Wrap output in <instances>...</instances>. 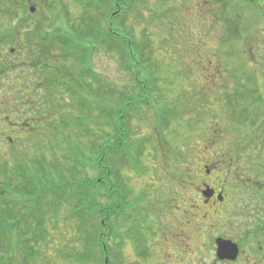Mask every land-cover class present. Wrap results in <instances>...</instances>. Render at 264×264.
<instances>
[{"label":"rangeland","instance_id":"rangeland-1","mask_svg":"<svg viewBox=\"0 0 264 264\" xmlns=\"http://www.w3.org/2000/svg\"><path fill=\"white\" fill-rule=\"evenodd\" d=\"M91 1L97 3L29 0V8L20 12V39L11 46L17 54L12 59L20 65L5 77L18 79L20 122L27 104L46 116L25 134L19 131L13 158L4 153L0 188L8 201L0 203V215L5 211L13 219L10 224L22 215L30 218L1 231L0 264H92L81 261V254L96 256L97 251L90 248V235L80 231L72 206L76 191L82 196L80 182L102 174L75 160L82 154L93 159L91 151L99 152L114 137L112 118L119 116L125 99L139 93L132 74L158 80L159 93L152 94L151 106L127 117L128 151L114 159L110 155L108 166L117 175L112 181L125 186L133 206L125 219H111L110 258L96 256L93 264H225L216 257L218 238L244 251L238 264H252L250 246L264 243V8H249L243 0L132 6L111 22L133 40L136 56H146L139 71L131 73L123 40L98 34L87 38L90 17H97L98 10L104 18L97 23L106 27L112 11L90 8ZM51 70L58 71L53 79L58 83L43 86L44 96L64 99L49 104L34 94L38 90L30 92L47 80L46 74L51 78ZM28 94L32 97L25 99ZM165 109L173 110L167 124L161 121ZM178 147L183 160L172 151ZM168 150L173 155L165 168ZM169 166L183 177H172ZM23 176L35 178L39 189H52V194H40L37 205L34 184L25 185ZM66 181L75 186L66 188ZM56 185L64 190L54 192ZM205 186L217 194L209 205L202 196ZM219 194L226 197L224 206ZM99 224L97 219L92 226Z\"/></svg>","mask_w":264,"mask_h":264},{"label":"trees","instance_id":"trees-1","mask_svg":"<svg viewBox=\"0 0 264 264\" xmlns=\"http://www.w3.org/2000/svg\"><path fill=\"white\" fill-rule=\"evenodd\" d=\"M105 1L96 0L97 3H93L91 1L90 2L91 4L89 6L90 8L91 7L93 8V5H96L95 8L101 9L102 11L109 10V8L112 9V11L108 12L109 17L106 21L107 26L103 27L101 24L97 23V19L104 18L102 14L99 15L100 13L97 10L98 16L95 18L90 17L92 18L93 25L91 28H89V32L87 33L86 36L87 38H89L91 36L95 37V34H98L102 36V38L104 39L110 38L111 40H116L117 38H119L120 40H123L124 41V45L122 47L123 53L122 52L121 53L122 55H124V60L126 59L125 62L128 64V66H130L128 67V71H130L131 73L135 69L139 71L141 64H143V62L146 60V56L145 57L144 55L140 57L136 56L134 54V52L136 51L134 49L135 43L133 42V40L126 38L124 35H122L123 33L121 34V32L124 30H122L121 32L119 30L118 31L119 33L116 32V30L113 29L112 23H111L113 18L119 17L121 14L125 13L126 10H131L132 6L116 8L113 6L111 2H108L109 4H107ZM243 3L249 8H254L248 0H243ZM62 45L65 46L64 44ZM125 48H128L129 53H130L129 56H126ZM41 68H44V67H42L41 65ZM55 73L56 72L52 71L51 78H48V75L45 76L47 77V80L45 81L47 86L52 87L53 84L58 83L57 81L53 80L56 78ZM89 76H93V74ZM89 76L84 77V78H89ZM132 76L134 78L135 85H137V89L139 90V93L136 97L125 99V101L122 103L119 116L112 118V124L110 125H111V129H114V132H115L114 137H110V140H108L103 145L102 150H100L99 152L96 150L91 151L92 152L91 155H95L93 159L88 158L86 155L82 154L80 156L78 155V157L75 160V163L78 166L80 165L83 169L84 168L89 169L91 171L100 172L102 174L100 178L99 177L95 178L94 181H88V182L86 181L84 183L80 182L79 186L80 188H82V196H79L78 191H76V194H75L76 202L72 206V211L74 212L75 217L78 219V221H80L79 223L80 231L87 233L92 238V242H91L92 245H90V248L91 249L94 248L97 251L96 256L98 257V259L99 258L101 259V256L105 258L106 257L110 258L109 246H108L106 239L108 240L114 236L113 233L115 230H114V226L110 224L111 219H119V218L125 219L126 210L133 206V203L128 201L130 192H128L125 189V186H123L122 183L118 182L119 184H115V182L112 181V179H115L117 175L114 174L113 168L111 166H108V164L111 162V160H109L110 155L112 154L113 159H114L117 155H119L120 152L123 153V152L128 151L127 146L130 144L129 142H130L131 133H130V130L125 125V121L127 117L132 119L133 117L132 114L136 111V109L138 110L139 107H143L145 105L151 106L150 102H151L152 94L159 93L158 87H157L158 80L150 81V80H147L146 78H144V80H140L139 76H134L133 74ZM162 112L163 113L161 115V121L163 122V124H167L168 122L167 120L171 116L170 112H173V110L165 109V111H162ZM171 150H168L163 154V158L165 159L164 160L165 168L167 164L171 162L170 158L173 155V153L170 152ZM172 151H178V154H176V158H178L179 160H183L182 153L180 152L181 150L179 147L176 150H172ZM80 158H82L85 161L86 163L85 165L80 164V161H79ZM115 163L116 162H113V164ZM5 170L6 169L3 168V173H6ZM173 170H175V168L173 166L172 167L169 166L170 175L172 177H177V179H180L183 177V173H181V171H177L178 173L177 172L174 173ZM49 173L50 172L48 171L45 172V178L47 181L48 179H51ZM23 174H25V172H23ZM23 180H24L25 185L34 184L32 188L34 190V194L36 193L34 197V202L37 205L39 204V199H41L39 197L40 194H42V196L45 198L46 195L49 194L50 196L53 192L52 189L47 192H43L42 188L39 189L38 188L40 187L38 185L39 182L35 180V178H27L23 176ZM66 183H67L66 188L70 186L72 187L73 185L75 186V184L69 185L70 181H66ZM60 185L58 186L56 185L54 187V192L58 193V192H61V190H64L62 187H60ZM3 193H4V188H0V203L1 202L6 203V201H8L7 196L5 197L2 195ZM99 198H103L107 200V202L109 203L106 204L105 206H102L98 201ZM30 213L31 212H29V214ZM7 215L8 214H6L5 211L3 212V214L0 215V234H2L1 231H5V230L10 231L15 226L17 227L22 221H24V218H25V222H27V219L29 220L30 218V215H22L19 217L18 220L15 218L14 220L16 222L14 223L15 224L14 225V224H10V221H12L13 219L8 218ZM97 219L100 220L98 229L92 226L93 221ZM37 230L38 229H36V231H34L33 233H37L38 232ZM72 255H73V259L78 257V254H76V257H74V254ZM96 256L95 254L94 256H90L88 254L86 256H83L81 254V261L84 263L90 262L92 260L95 261ZM76 259L78 260V258ZM93 261H92V264L94 263ZM103 264H107L106 261H104Z\"/></svg>","mask_w":264,"mask_h":264},{"label":"flooded vegetation","instance_id":"flooded-vegetation-1","mask_svg":"<svg viewBox=\"0 0 264 264\" xmlns=\"http://www.w3.org/2000/svg\"><path fill=\"white\" fill-rule=\"evenodd\" d=\"M28 1L22 0V4H20V0H0V172L3 168V159L8 158L4 157V153L11 152L12 158L16 155V152L19 148V131L24 134L28 131L31 123L33 125L35 122L43 121L42 117L46 116V112L38 111L37 108L34 110H30L32 108V104H27L24 106L26 108L23 112L24 121H19V82L18 79H7L6 73L14 71L17 67H19V60L12 59L17 56L16 50L11 46L19 42V21H20V12L26 11L28 7ZM250 4L258 9L264 8V0H248ZM114 7H128L135 6L137 4L149 5V4H157L159 6H163L167 4V0H111L110 1ZM27 13V12H26ZM35 13L31 14L34 15ZM21 21H24L22 19ZM24 58L21 57L20 60ZM18 61V62H17ZM41 69V74L45 72L46 68L49 67L48 64L43 65ZM54 71L55 70H51ZM58 72V71H57ZM56 72V73H57ZM55 73V74H56ZM49 76L46 74L45 76ZM51 75V74H50ZM6 78V79H5ZM41 85L42 88L38 86ZM43 86L49 88L45 81H40L37 86H35L30 93L37 92L34 94H38L39 99L41 98L44 102H48L49 104L56 102L54 99L58 98L57 101L63 100L64 98H60L57 96L50 95V97L46 98L45 92L43 91ZM38 88V89H37ZM32 97V94H28L26 98ZM57 104V103H56ZM30 105V106H29ZM29 109V110H28ZM36 113L39 119H35L34 116ZM40 115V116H39ZM32 118V119H31ZM26 120V122H25ZM29 120H33L30 123ZM28 127V128H27ZM27 128V129H26ZM32 130V129H31ZM8 165V163H7ZM1 174V173H0ZM217 194L208 202L207 205L214 203V199ZM226 197L224 195V201L221 203L222 206L226 203ZM260 248L254 249V246H250V251L247 252L249 258L253 260L252 264H264V243L261 244ZM256 250V251H255ZM240 255L244 253L242 249H240ZM246 254V252H245ZM239 256L238 259H240ZM238 261V260H237ZM236 261V262H237ZM223 262L225 264H238V262ZM240 264V263H239Z\"/></svg>","mask_w":264,"mask_h":264},{"label":"water","instance_id":"water-1","mask_svg":"<svg viewBox=\"0 0 264 264\" xmlns=\"http://www.w3.org/2000/svg\"><path fill=\"white\" fill-rule=\"evenodd\" d=\"M36 9L31 8L30 12L35 13ZM209 174V171H207ZM202 196L205 199V204H207L214 196L215 192L210 187L205 186V190L202 192ZM218 201L223 202L224 197L222 194L218 195ZM216 244V257L220 262H236L240 254V249L237 244L230 240H224L218 238L215 241Z\"/></svg>","mask_w":264,"mask_h":264}]
</instances>
